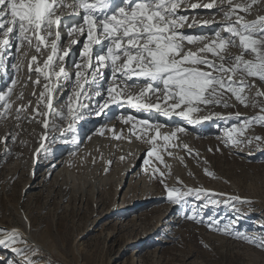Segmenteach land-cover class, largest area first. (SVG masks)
<instances>
[{
	"label": "snow or ice",
	"instance_id": "6c2138e0",
	"mask_svg": "<svg viewBox=\"0 0 264 264\" xmlns=\"http://www.w3.org/2000/svg\"><path fill=\"white\" fill-rule=\"evenodd\" d=\"M262 2L264 0H210L208 3H188V0H0V67L7 66L6 57L15 60L17 54L27 55L22 51L24 47H34L36 53L50 48L43 65L38 63L36 55L28 61L29 79L33 73L37 75V79L31 81L33 87L41 86V77L44 81L38 95L33 93L35 105L31 100L27 104L18 103L23 100V94L16 95L13 88L6 86L7 91L0 89V119L14 120L17 127L23 120L41 126V143L34 154L36 163L41 158L47 159L46 142L49 138L55 139L56 134L62 139L71 136L78 152L83 139L77 129L89 122L86 117L118 119L130 125L127 128L129 140L134 136L150 145L142 161L144 171L147 174L151 170L150 178H156L163 187V198L177 208L185 220L204 224L209 230L264 250V224L258 226L259 232H248L237 227L239 221L235 218L203 215V210L221 206L241 215L243 206H252L251 199L202 187H184L179 178L169 185L170 173L166 169L170 166L162 155L166 152L169 157L179 158L175 149H181L205 165L206 176L215 178L207 161H202L199 152L183 143L179 135L189 134L190 127L215 120L236 121L224 127L223 135L218 137L224 147L251 151V146L255 145L264 151V135L247 134L253 126L264 127V100L261 99L264 98L261 90L264 87V15L247 18L254 6ZM200 8L215 9L208 14L213 17L222 14V22L198 21L199 12H192L189 21L188 10ZM185 24L188 28L199 24L212 30L207 34H190L182 31ZM65 28L67 35L73 38L69 47L61 48L62 29ZM76 37H83V43L79 60L73 62L76 69L73 77L64 62L71 46L81 43ZM186 44L197 45V48L193 51ZM233 48L238 54L231 53ZM12 68L19 71L17 63H13ZM73 79L72 92L65 104L62 102L65 82L71 83ZM108 79L111 86L106 89L105 98L102 82L107 83ZM17 83L16 79L11 80L12 85ZM253 88L257 89L254 94L251 93ZM229 98L246 107L249 103L253 108L258 107L260 114L251 117L239 112L222 115L211 110L215 106L229 107ZM111 106L134 109L144 115L138 118L123 111L116 115ZM29 111L30 116L24 115ZM205 111L207 114L203 116L194 115ZM157 116L166 120L160 121L155 118ZM166 127L170 130L163 131ZM90 131H98L100 136L111 133L115 139H123L125 135L124 130L117 132L115 127L104 126ZM18 135L9 129L0 137V144L4 145L0 158L12 154L10 142L16 143ZM124 158L120 157L122 161ZM111 163L109 160L105 171L110 169ZM31 175L35 179V165ZM24 193L27 194V188ZM21 221L22 224L11 227L0 225V264H50L40 245L30 238L32 224L27 214Z\"/></svg>",
	"mask_w": 264,
	"mask_h": 264
},
{
	"label": "rangeland",
	"instance_id": "374dc122",
	"mask_svg": "<svg viewBox=\"0 0 264 264\" xmlns=\"http://www.w3.org/2000/svg\"><path fill=\"white\" fill-rule=\"evenodd\" d=\"M201 1L208 2L188 0V3H202ZM194 11L201 13L196 16L198 21L223 20L222 14L215 17L208 14L210 11L215 12V9L200 8ZM257 15H264V2L254 6L247 18L253 19ZM211 30V27L199 24L192 28L185 24L182 29L197 35L207 34ZM64 37L61 48L69 47L73 38L68 39V35ZM76 38L81 43L71 46L70 55L64 62L66 70L73 77L76 71L73 62L79 60V50L83 43V37ZM186 47L195 51L197 45L186 44ZM33 49L35 50L34 47ZM33 49L24 47L22 51L34 53L38 63L43 65L50 52L49 48H43L40 53ZM230 51L233 55L238 54L235 48ZM6 59L7 66L0 67V89L7 91V87H11L16 95L23 94V100L18 103L27 104L31 100L34 106L36 96L33 93L38 95L41 91L43 78H40L41 86L34 88L31 81L36 80L37 75L33 73L29 79L26 60L19 54L15 60L7 57ZM13 63L19 65L18 72L12 68ZM12 79H16L18 83L12 85ZM259 83L257 80L258 85ZM65 84L62 102L66 104L74 79ZM109 86L110 79L107 83L102 82V95L105 98ZM261 90L264 91V87H261ZM256 91L257 89L253 88L251 93ZM95 99L93 96V101ZM228 103L230 106L227 108L215 106L211 110L222 115H234L239 112L243 116L251 117L260 114L259 108H253L250 103L246 107L235 102L234 98H229ZM111 111L116 115L122 111L127 112L138 118L144 115L136 113L134 109L121 110L115 106H111ZM205 114L206 111L194 115ZM24 115L30 116L31 112ZM155 118L166 120L159 116ZM86 119L89 122L81 124L77 129V134L83 139L78 152L71 136L62 139L60 134H56L55 139L49 138L46 142L47 159L41 158L38 163L34 160V154L41 143V126L23 120L17 127L14 120L5 122L0 119V137L6 135L9 129L13 134H19L16 143L10 142L12 154L0 158V225L11 227L14 224H22L21 217L27 214L32 224L31 238L43 249V256L50 264H264V250L209 230L204 224L185 220L177 208L166 202L162 196V185L156 178H150V169L147 174L144 171L142 161L150 145L134 136L129 140L127 128L130 125L127 128L124 125L117 127L118 119L108 117L98 120L92 116ZM233 123L236 121L204 122L195 128L190 127L187 135L179 134L183 143L198 151L202 161H207V167L215 173V178L204 174L203 163H198L183 150L175 149L179 158L169 157L166 152L162 153L170 166L166 169L170 173L167 182L173 185L179 178L184 187H202L251 199L252 206H243L241 215L222 206L218 209L209 207L203 210V215L207 217L215 214L218 219L235 218L239 221L237 227L242 231L259 232L258 226L264 224V151L255 145L251 146V151L248 148L237 151L224 147L218 137L223 135L224 127ZM108 124L110 128L115 127L117 132L124 130V138L115 139L111 133L99 136L91 149L78 155L85 138L93 132L90 130L95 129L97 125L108 127ZM169 130L167 127L163 129ZM247 134L264 135V127L253 126ZM124 146L141 148L131 165V168L137 166L136 173H132L134 175H128L129 170L124 173L125 168L135 158ZM218 147L220 151H215ZM209 148L213 151H208ZM3 150L4 145L0 144V153ZM121 156L125 157L123 161ZM109 160L112 161L110 169L105 171ZM34 165L35 179L31 175ZM52 166L55 170H50ZM59 169L63 170L62 176L56 181L54 176ZM131 178L132 184L129 183ZM137 180L140 186L135 188L133 184ZM120 182L122 192H117L116 186ZM125 193L126 197L123 198ZM111 208H114L113 213L109 212ZM227 219L224 222H227Z\"/></svg>",
	"mask_w": 264,
	"mask_h": 264
},
{
	"label": "bare ground",
	"instance_id": "6f19581e",
	"mask_svg": "<svg viewBox=\"0 0 264 264\" xmlns=\"http://www.w3.org/2000/svg\"><path fill=\"white\" fill-rule=\"evenodd\" d=\"M202 3H205L204 1H201ZM208 2H210V0H208ZM207 2V3H208ZM190 3H192V2H190ZM263 6V5H262ZM196 10H199V9H196ZM188 12H193V10H191V9H189L188 10ZM194 12H197V11H194ZM199 13H200V11H198ZM66 15H67V13H66ZM70 26V25H69ZM67 35V29L65 28V29H62V39L63 38H65L64 36H66ZM68 39H70V37L68 38ZM33 49V48H32ZM43 49V48H42ZM28 50V49H27ZM27 50H24V51H26V53H27V55H25V56H21V57H23L25 60H26V62H27V64H28V61L31 59V56L32 55H34V53H29ZM34 50V49H33ZM49 50H50V48H49ZM35 51V50H34ZM36 54V53H35ZM48 55V54H47ZM28 67V66H27ZM26 69V68H25ZM27 73V72H26ZM22 78V77H21ZM119 121V120H118ZM124 124L121 122V121H119L118 122V125H117V127H121V126H123ZM103 126V125H102ZM108 126V128H110V125L108 124L107 125ZM101 126L100 125H97L96 126V128L95 129H99ZM124 127H128V125H124ZM123 127V128H124ZM109 135H111V134H109ZM89 136H90V138H89ZM100 135L98 134V131H93L92 133H90L89 135H87V137L85 138V141H84V143L82 144V147H81V149H80V152L78 153V155L79 154H81V153H84L85 151H87L88 149H91V147L98 141V137H99ZM111 137V136H110ZM112 147H114V145H112ZM127 147V151L128 152H130L131 154H134L135 155V158H134V160L131 162V164L127 167V168H125V170H124V173L127 171V170H129V173H128V175L129 174H132L133 172H134V174L136 173V169H137V166L135 165L133 168H131V165H133V163H134V161H135V159L137 158V156L139 155V153H140V151H141V148H139V147H137V146H135V147H132V146H124V148H126ZM118 149H119V146L117 147ZM55 170V167H51L50 168V170ZM62 169H59L57 172H56V174H55V176H54V178H55V180L57 181V179H61V176H62ZM124 173H123V176H124ZM134 174H132V175H134ZM133 177V176H132ZM139 180H137L136 182H134V184L133 185H135V188L136 187H138V186H140V183L138 182ZM121 183L122 182H120L117 186H116V191L118 192V191H120V192H122V190L120 189V187H121ZM129 183H131L132 184V178L130 179V181H129ZM126 197V193L123 195V198H125ZM113 209L114 208H111L110 210H109V212H112L113 211ZM113 213V212H112ZM31 238V237H30ZM32 239V238H31ZM33 240V239H32ZM34 241V240H33ZM35 242V241H34Z\"/></svg>",
	"mask_w": 264,
	"mask_h": 264
}]
</instances>
